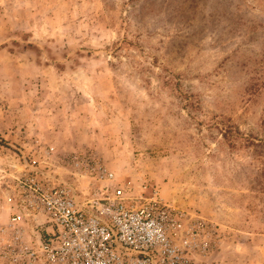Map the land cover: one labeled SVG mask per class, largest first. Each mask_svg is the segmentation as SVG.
Masks as SVG:
<instances>
[{"label": "rangeland", "instance_id": "rangeland-1", "mask_svg": "<svg viewBox=\"0 0 264 264\" xmlns=\"http://www.w3.org/2000/svg\"><path fill=\"white\" fill-rule=\"evenodd\" d=\"M96 165L202 218L196 264H264V0H0V250L19 176Z\"/></svg>", "mask_w": 264, "mask_h": 264}, {"label": "built area", "instance_id": "built-area-1", "mask_svg": "<svg viewBox=\"0 0 264 264\" xmlns=\"http://www.w3.org/2000/svg\"><path fill=\"white\" fill-rule=\"evenodd\" d=\"M78 156L71 161L83 163ZM33 172L17 178V192L8 199L6 226L14 237L0 250L6 264H196L194 256L210 250L202 218L133 196L125 186L102 184L114 181L102 165H96L95 189L80 198Z\"/></svg>", "mask_w": 264, "mask_h": 264}]
</instances>
